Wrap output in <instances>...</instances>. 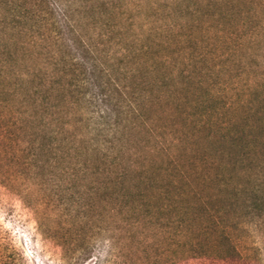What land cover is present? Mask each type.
Wrapping results in <instances>:
<instances>
[{
    "label": "rangeland",
    "instance_id": "1",
    "mask_svg": "<svg viewBox=\"0 0 264 264\" xmlns=\"http://www.w3.org/2000/svg\"><path fill=\"white\" fill-rule=\"evenodd\" d=\"M261 114L264 0H0V264H264Z\"/></svg>",
    "mask_w": 264,
    "mask_h": 264
},
{
    "label": "trees",
    "instance_id": "2",
    "mask_svg": "<svg viewBox=\"0 0 264 264\" xmlns=\"http://www.w3.org/2000/svg\"><path fill=\"white\" fill-rule=\"evenodd\" d=\"M58 84H59L57 86V91L59 93L58 95H59V97H64L63 100L65 101L68 98V96L65 93V91H67V84H65L62 81H60ZM119 91H121V94L125 93V92L123 93V91L120 88H119ZM135 91H136V89L132 88V87L129 90H127L128 94L130 96L132 94L136 93ZM127 97H129V96L127 95ZM42 104L44 106H46L44 104V102H42ZM36 107H37V109L40 108L38 106H36ZM132 109H133V112L137 111L135 106H133ZM37 117H38V115L37 116L35 115L33 117V122L35 119H37ZM234 119L235 118L231 117L230 119L226 120V122L224 124V125H227V127L229 128L228 137H229L230 147L236 148L238 154H240V155L245 154V156L248 157L252 152L255 151V148H256V147L254 148L253 146H251V143H254L257 140H254V142H253L249 138V135L246 132L247 128L241 127L243 125L239 124V122L237 120H234ZM258 124H259V129L261 130V132H264V114H261V116L258 120ZM39 125H40L39 130L37 131L38 135H44L45 136L46 134H44V133H46L47 126H48L47 122L43 123V121H42L39 123ZM60 133H63V128H61L58 131H53L51 134H48L50 141H51L50 143L53 146H56L55 143L58 140L57 136ZM8 137H10V136H8ZM8 137L4 136L3 132L0 133V154L2 152V147L5 144V141H6L5 139H7ZM51 148H52V146H51ZM39 150L44 151L45 149L43 147H40ZM256 153H258V150H256ZM247 180L248 181L245 182L243 185L236 183L234 186H232L234 189L231 190L230 192L234 196L244 194L245 195L244 202L246 203V206H248L249 208H252L254 211L258 212L259 214H263V212H264V179L261 176H258L254 180H252L250 178H248ZM220 184L226 186V185H229V181L222 179V182H220ZM210 197H212V198L217 197L218 198V194L217 193L213 194ZM211 221L212 222L209 223L208 226L205 227L206 230L204 229L205 230L204 233H207L209 235L210 232L216 233L218 231L219 236L221 238L219 239L218 242L213 240V245L217 246L216 249H221L220 247L222 246V244L226 243V242H228L229 244H232V238H231L230 228H229L228 224L223 222L220 225V222L215 220L214 217H211ZM184 226L185 225L183 224L182 227H184ZM207 240H209V239L207 238ZM211 241H212V239H211ZM191 243L197 244L199 246H202L204 244L201 239H199L198 241L196 240V242H191Z\"/></svg>",
    "mask_w": 264,
    "mask_h": 264
}]
</instances>
